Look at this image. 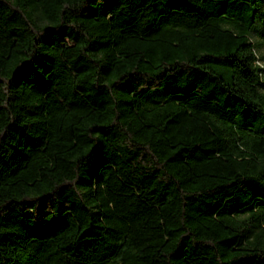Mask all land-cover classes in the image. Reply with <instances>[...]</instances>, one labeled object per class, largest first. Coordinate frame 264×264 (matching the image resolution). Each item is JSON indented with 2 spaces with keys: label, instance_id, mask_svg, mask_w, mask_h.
<instances>
[{
  "label": "trees",
  "instance_id": "16d2710c",
  "mask_svg": "<svg viewBox=\"0 0 264 264\" xmlns=\"http://www.w3.org/2000/svg\"><path fill=\"white\" fill-rule=\"evenodd\" d=\"M264 0H0V264H264Z\"/></svg>",
  "mask_w": 264,
  "mask_h": 264
},
{
  "label": "rangeland",
  "instance_id": "374dc122",
  "mask_svg": "<svg viewBox=\"0 0 264 264\" xmlns=\"http://www.w3.org/2000/svg\"><path fill=\"white\" fill-rule=\"evenodd\" d=\"M261 51H262V53H264V46L262 47Z\"/></svg>",
  "mask_w": 264,
  "mask_h": 264
}]
</instances>
